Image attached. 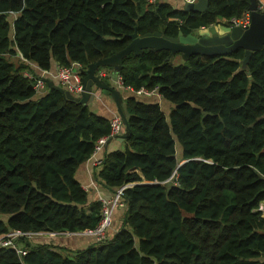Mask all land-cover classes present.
<instances>
[{
  "label": "trees",
  "instance_id": "obj_1",
  "mask_svg": "<svg viewBox=\"0 0 264 264\" xmlns=\"http://www.w3.org/2000/svg\"><path fill=\"white\" fill-rule=\"evenodd\" d=\"M250 2L209 0L201 12L163 0H0V236L81 233L102 218V202L90 201L76 173L112 118L48 84L37 94L31 63L49 71L79 63L84 77L135 32L231 26ZM179 55L131 52L117 70L124 86L158 87L174 108L168 119L153 97L124 98V149L106 146L97 165L113 197L125 187L116 234L76 249L23 236L26 253L1 246L0 264H264V47L246 66L243 48L176 65Z\"/></svg>",
  "mask_w": 264,
  "mask_h": 264
},
{
  "label": "water",
  "instance_id": "obj_2",
  "mask_svg": "<svg viewBox=\"0 0 264 264\" xmlns=\"http://www.w3.org/2000/svg\"><path fill=\"white\" fill-rule=\"evenodd\" d=\"M209 0H198L196 3H185V10L205 11ZM251 23L247 28L237 25L215 24L208 28L199 29L188 35H184L182 31L177 37L167 36L161 31L139 35L135 32L132 35L131 43L117 54L101 59L90 65L83 77L85 91L81 97H76L69 91L65 90L61 85L56 84L53 79L47 78L46 82L50 87L60 90L68 99L80 102L82 104H91L99 99V94L111 96L116 105L118 113L121 115L127 134L130 130L127 115L124 108V99L120 93V89L111 83L105 81L97 74L99 68L104 66L114 67L117 71L123 63V58L134 52L141 54L146 49L154 51L168 50L171 56L180 53L186 61L192 55L201 54L207 56H224L229 55L239 48L245 50V58L243 65L246 66L256 51L264 47V10L259 5V0H250ZM249 78L252 79L249 72ZM120 137L124 141L127 137ZM185 161L181 162L180 167Z\"/></svg>",
  "mask_w": 264,
  "mask_h": 264
},
{
  "label": "built area",
  "instance_id": "obj_3",
  "mask_svg": "<svg viewBox=\"0 0 264 264\" xmlns=\"http://www.w3.org/2000/svg\"><path fill=\"white\" fill-rule=\"evenodd\" d=\"M149 3H155L157 0H147ZM184 3H196L198 0H183ZM264 6V3H263ZM231 25L242 26L247 28L251 23V11L244 13L240 18H232L230 20ZM83 72L81 65L79 63H73L70 66L58 65L56 71L52 70H41L39 77L34 82V89L37 94L45 91L47 82L46 79L52 77L57 79L60 85L71 94L76 97H81L82 93L85 91L83 84ZM27 76L33 78V75L26 73ZM100 77L106 76V73L101 72L98 74ZM118 88L129 90L134 92L137 95H142L146 97L157 96L158 99L162 98L161 94L158 92V87L154 89H148L142 87L140 89H133L127 86H124L121 76L118 75L117 78ZM124 122L119 113H117L111 120V131L108 135L103 136L98 139L95 150L88 160L92 165H99L101 162V154L106 148L110 139L118 138L124 130ZM125 187L118 189L113 198H100L99 201L103 204L102 209V218L96 228L87 230L83 233L92 236L97 241H102L108 237L109 229L113 224L114 210L118 207L124 206V203L121 202V197L123 195V190ZM259 210L264 211V202L261 203ZM64 233H23L20 230L10 231L9 233L0 236V247L8 246L15 248L18 253L25 254L26 252L17 245L16 240L23 236H57Z\"/></svg>",
  "mask_w": 264,
  "mask_h": 264
},
{
  "label": "crops",
  "instance_id": "obj_4",
  "mask_svg": "<svg viewBox=\"0 0 264 264\" xmlns=\"http://www.w3.org/2000/svg\"><path fill=\"white\" fill-rule=\"evenodd\" d=\"M170 4H172L175 8H184L185 3L183 0H163ZM213 26V25H212ZM58 64L55 65L52 68V71H56ZM33 69L38 74V72H41V69H39L36 65H33ZM106 75H108V83H111V85H116V80L118 78L117 71L115 69H111V71L102 70ZM50 79H53L54 82L57 84V80L49 77ZM49 86V85H48ZM120 89V93L123 97V99L126 96V93ZM150 101L158 102L160 103L162 109H169L172 110V106L169 102L165 101L163 98H150ZM124 103V102H123ZM90 106L95 109V111L105 117L113 118L117 113V105L114 101V99L111 96L100 94L99 99L96 100V102H93L90 104ZM165 111V110H164ZM127 131L122 132V134L116 138L115 140L111 141L109 144H107V150H116V149H124V141L120 140V137L123 135H126ZM106 149V148H105ZM103 153L101 154L102 158ZM100 170V167L97 165H92L91 162H86L83 165L79 167L76 173L77 179L80 181L82 186L87 190L89 194L90 201H99V199L102 198H112L113 197V191L106 188L102 183L101 180L98 177V172ZM125 212V209L123 206L120 208H116L114 210V217H113V224L111 228L109 229L108 236L112 237L116 234V232L119 230V228L122 225V217ZM49 235H47L48 237ZM60 238H56L58 242L62 243V246H65L70 249H76V248H84L89 246L93 243V240L91 236L86 235L85 233H70L63 235V236H57ZM63 237V238H61ZM55 238V237H54Z\"/></svg>",
  "mask_w": 264,
  "mask_h": 264
},
{
  "label": "rangeland",
  "instance_id": "obj_5",
  "mask_svg": "<svg viewBox=\"0 0 264 264\" xmlns=\"http://www.w3.org/2000/svg\"><path fill=\"white\" fill-rule=\"evenodd\" d=\"M11 58V57H10ZM12 60H15V58H11ZM16 61V60H15ZM172 61H173V63L174 64H176V65H179V64H183L184 63V59L182 58V55H179V56H174L173 58H172ZM31 65H35V64H33V63H31ZM106 70V71H111V69H110V67L109 66H106V67H103L102 68V70ZM101 72H103V71H100L99 72V74L101 73ZM25 73H28V74H31V75H33V73L31 72V71H25ZM39 75H40V72H38V77H39ZM35 76V75H34ZM57 80V79H56ZM116 83H117V80H116ZM57 84L58 85H60V83L58 82V80H57ZM116 86V85H115ZM118 87V86H117ZM126 94L128 93V91L129 90H125V89H122ZM47 91V86H46V89H45V91H43L42 93H40V94H43V93H45ZM131 92V91H130ZM99 96H100V94H99ZM153 98H157V96H153ZM166 101V100H165ZM168 102V101H167ZM170 103V102H169ZM171 104V106H172V109L174 108V105L172 104V103H170ZM165 110V113H166V116H167V118L169 119L170 118V113H171V111L172 110H169V109H164ZM177 150H178V156L179 157H181V154H182V149H181V146H180V144L179 143H177ZM263 213H264V211H263ZM66 234H68V233H64V234H59V235H57V236H63V235H66ZM87 235V234H86ZM90 236V235H89ZM92 237V236H91ZM30 238H32V241L33 242H36V243H43V242H48L49 241V239H52V238H54L53 236H48V237H41V236H31ZM56 238H60V237H55L54 239H56ZM61 238H63V237H61ZM16 242H17V245H19L18 244V239L16 240ZM19 247H20V245H19ZM22 249V248H21Z\"/></svg>",
  "mask_w": 264,
  "mask_h": 264
}]
</instances>
